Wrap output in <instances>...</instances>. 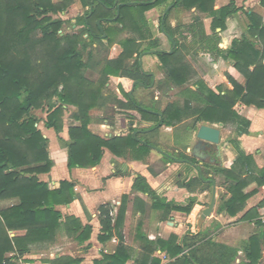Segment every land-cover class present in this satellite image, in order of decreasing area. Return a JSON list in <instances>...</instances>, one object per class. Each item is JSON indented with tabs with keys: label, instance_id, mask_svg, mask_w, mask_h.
<instances>
[{
	"label": "trees",
	"instance_id": "trees-1",
	"mask_svg": "<svg viewBox=\"0 0 264 264\" xmlns=\"http://www.w3.org/2000/svg\"><path fill=\"white\" fill-rule=\"evenodd\" d=\"M70 1L54 3L53 0H0V200L19 199L17 204L0 210V264H4L8 252L18 250L23 253L29 250V242L50 241L58 231L68 230L81 241L89 238L91 232V227H84L76 217H67L65 220L63 213L57 208L75 199L74 183L63 180L58 188L51 189L39 176L49 173L54 162L47 148V138L37 126L40 117L34 110L49 106L51 112L47 116L46 126L54 127L57 132H61L64 127L63 105L75 106L72 117L79 121L80 125L69 127L67 147L70 169L96 166L103 157L104 148L110 149L117 156H126L129 152L147 154L152 146H156L149 140L143 141L139 134L135 136L133 133L137 129L134 128H131L127 135L108 139L102 138L90 129L89 124L92 121L90 111L102 105L103 88L106 87L109 78L125 77L127 74L133 80L139 79L142 76L141 63L138 59L134 63V68L125 67V58L135 52L133 39H125L122 42L124 48L122 55L118 59L107 60L104 63L99 82L90 80L85 74V68L89 64L82 55V48H86L87 42L81 39L80 34H60L59 30L64 22L51 16L52 13L65 10ZM151 1L153 0H120L123 2L120 14L117 18L111 19L109 11L117 4L116 0H83L86 7L93 4V9L91 15L88 12L81 19L85 27L81 34L90 33L94 43L99 42L92 22L96 28L103 31V26L96 23L97 20L118 22L124 19L122 13L126 9L132 10L135 6H138L137 11L144 17L145 11L168 0H155V3ZM215 4L216 0H173L172 8L196 9L198 13L186 29L192 41L197 40L203 49L233 61L235 68L245 76L247 86L243 87L229 77L234 89L216 93L204 81H199L197 90L185 89V105H167L163 111L134 105L137 103L136 100L129 98V91H124L127 106L137 107L144 118L157 121L149 130L157 131L163 124L175 126L191 116L196 118V123L206 121L226 124L232 119L238 122L240 118L233 109L238 102L264 107V17L254 12L248 13L251 22L250 35L262 40V51L248 38L242 42L234 41L228 50H223L219 47L220 37L215 32L216 28H224L228 17L239 8L233 1L218 9L215 8ZM171 9L164 17L162 30L176 41V47L171 53L163 51L158 55L167 68L169 78L173 83L182 85L188 81L192 69L188 63L181 62L180 41L176 38L177 33L185 37L186 30H182L181 25L175 28L167 25ZM207 16L213 18L214 33L211 35L205 30L204 20ZM107 38L110 39V35ZM251 66L255 68L251 70ZM56 105L58 106L55 107ZM229 142L237 152V164L243 166L246 154L241 141L233 138ZM166 158L196 162L186 153H180L172 158L166 154ZM151 171L156 173L153 169ZM225 172L227 177L237 182L235 186L240 185L241 169L233 175ZM204 179L210 180L211 177L204 174ZM191 182L188 184L190 189L193 188ZM133 187L136 191L160 199L147 179L140 174L136 176ZM242 197L240 194V198ZM125 198L127 196H124L123 202ZM234 203L235 201L230 199L226 204L228 210L232 211ZM168 207L189 210L188 206L168 204ZM120 212L121 218L125 214V208ZM99 214L102 230L104 234L107 233L100 235V239L106 240L112 236L113 217L110 204H102L99 207ZM12 230H26V234L11 237ZM160 242L164 249L171 240ZM180 250L178 246L177 252H172V255L179 253ZM193 253L194 251L183 260L186 262L192 260ZM254 254L255 247L252 242L248 256L252 264L255 263ZM105 258L111 260V264H125L127 261L121 247L114 255Z\"/></svg>",
	"mask_w": 264,
	"mask_h": 264
},
{
	"label": "crops",
	"instance_id": "crops-1",
	"mask_svg": "<svg viewBox=\"0 0 264 264\" xmlns=\"http://www.w3.org/2000/svg\"><path fill=\"white\" fill-rule=\"evenodd\" d=\"M230 1H233L239 10L228 17L224 28H216L215 32L220 37L219 47L228 50L234 41L242 42L248 38L254 42L256 48L262 51V40L250 35L251 22L248 17V13L252 12L264 17L262 0H216L215 8L227 5ZM191 11L194 16L198 13L196 9ZM146 12L144 17L138 12V23L139 26L148 29L151 26ZM117 14L116 11V16ZM212 22L213 18L210 16L204 20L208 35L214 33ZM181 27L182 30H186L188 26ZM137 34L140 36L141 32ZM167 38L171 42L172 49L173 40L168 36ZM190 40L191 44H196L195 48L201 49L202 58L208 61L204 68L197 66V62L194 63L195 69L199 70L197 76L200 81H204L216 93L234 89L229 77L243 87L247 86L245 76L235 68L233 61L203 49L200 43L197 40L192 41L191 37ZM152 41L151 44H153ZM179 41L181 48L183 44L181 37ZM183 46V56L191 59L189 47ZM153 50L148 53H154ZM144 52L140 54L142 62L148 55ZM154 54L157 55V53ZM113 58L110 57L108 60ZM141 68L144 70L143 66ZM254 68L255 66H251L250 69ZM192 88L197 90L199 81ZM106 95L104 93V96ZM63 106L65 108L64 127L61 132H57L54 127L46 126L47 116L51 112L49 106H47L46 117L37 114L38 111L43 110L42 108L34 110L40 117L37 126L47 138V148L54 162L49 173L39 176L49 184L51 189L58 188L63 180L74 183L75 199L57 208L63 213L64 219L73 216L79 219L84 227H91L90 236L81 241L68 230H61L50 241L29 242V250L23 253L18 250L8 252L5 255L6 264H62L64 262H68L67 264H111L112 261L105 257L114 255L119 247L122 248L123 255L127 257L125 264H252L248 257L252 242L255 247L254 264H264V224L259 221L260 211L264 210V107L238 102L233 108L240 118L238 122L233 119L226 124L198 121L194 135L188 134L185 147L181 149L177 147L175 150L178 154L190 155L196 162L179 158L168 160L165 158L166 154L170 158L178 154L165 152L157 146H152L150 156L146 157L152 161L138 159L134 152H129L127 157L117 156L110 149L104 148L103 157L96 166L70 169L67 147L69 127L79 126L80 122L72 117L75 106ZM113 111L116 115L119 111L118 106H115ZM95 114H98V119ZM90 115L92 117L90 129L104 139L129 134V130H124L123 127L118 129L112 125L105 105L94 107ZM186 121L188 120H183L175 126L163 124L159 128L160 131L174 132L175 128ZM203 124L221 129L220 146L218 149L216 146L202 149V154H195L194 146L198 142L196 133ZM131 126L132 124L128 123V127ZM158 130L151 131L147 128L139 130L137 134L145 141L147 139L144 137L155 135L159 132ZM233 138L241 141L245 151L243 166L237 164V152L229 142ZM161 156L166 162L164 167L157 170L152 162L156 157ZM194 164H197L199 168ZM151 169L156 173H152ZM240 169L242 170L241 183L235 186L237 182L227 177L225 171L233 175ZM138 174L147 179L160 199L134 190L133 185ZM204 174L211 179H204ZM192 180L194 181L191 182ZM213 181L216 184L214 210L199 227V217L211 202ZM190 182L192 189L188 187ZM124 196L127 198L123 202ZM230 199L235 201L232 211L226 207ZM18 202L19 199L16 198L0 200V206H2L0 210ZM106 203L110 204L113 217L112 236L101 240L100 235L107 233L104 234L102 230L99 207ZM168 204L188 206L189 210L169 209ZM122 207L125 208V214L120 218ZM25 234L26 230L10 231L11 237ZM174 237L176 239L172 240ZM161 240L165 242L171 240L169 247L163 249ZM178 246L181 248L180 252L172 255V252H177ZM192 251H194V258L188 262L184 261L183 259ZM60 259L61 261H57Z\"/></svg>",
	"mask_w": 264,
	"mask_h": 264
},
{
	"label": "rangeland",
	"instance_id": "rangeland-1",
	"mask_svg": "<svg viewBox=\"0 0 264 264\" xmlns=\"http://www.w3.org/2000/svg\"><path fill=\"white\" fill-rule=\"evenodd\" d=\"M62 1L64 0H53L54 3ZM172 2L173 0H168L147 10V12L145 11L147 18L150 20L151 27L148 29L139 26L138 8H136L138 6H135L132 10L126 9L122 13L124 14V19L118 22H115L114 20L110 22L100 20V25L104 28L103 31L96 28L94 22H92L94 31L98 37L96 39L99 41L95 43L90 33L81 34V31L85 29L81 19L85 17L88 12H90V6L86 7L83 0H71L65 10L58 13H52L51 16L53 19L63 20V27L59 30L60 34H80L82 36L81 39H84L87 42L86 48H82L83 58L89 64L85 68V74L90 80L99 82L102 77L100 71L108 58L110 59V57H114V60L118 59L122 55L124 50L122 42L125 39H133L135 42V52L132 56L125 58L124 61L127 69L135 67L134 63L139 59L140 54L144 51H151L153 49H157L158 47L162 50H171V42L163 33L161 24L163 14L166 12L168 6L172 5ZM116 3L118 4L121 2L118 0ZM117 4L115 6H117ZM116 11V8L109 11L111 15L110 18L116 17ZM193 16L194 14L191 10L188 11L182 7L172 8L168 14L167 25L174 28L179 25L188 26L193 20ZM93 21H95V19ZM96 23H98V20ZM137 28L140 31H138ZM137 32H141V35L139 36ZM104 34H106L107 37L110 35V39L107 37L105 38ZM184 34L185 37H182L179 33H177L176 38L179 39V37H181L183 43L180 48L181 62L188 63L192 69L188 81L182 85L173 83L172 79H170L167 74V68L163 64L162 58L158 54L156 55L154 53L147 52L148 55L144 57L142 66L144 70L152 71L156 75L157 83L154 88H142V86L138 85L131 96L129 95V98L135 99L137 103L143 106L159 109L160 111H163L167 105L171 104L185 105V89H193L192 87H195L196 83L200 81V78L197 76L199 70L195 69L194 63L197 62V66L204 68V66H207L208 61L202 58V55L200 54L201 49H199V47L195 48L196 44L190 43V33L186 30ZM160 40L163 41V45L161 46L159 44ZM151 41L155 43L151 44ZM183 45H187L189 47V56L191 59L188 58V56H183ZM80 47H82V44ZM129 80H131V78H129L127 74H125V77L111 76L106 87L103 88V93H106L107 95L104 96L102 105L106 106V113L108 114L112 125L118 129L123 127L124 130L127 129L130 133L131 128L137 129L138 131L147 129L156 125L157 121L144 118V115L137 107L131 108L130 106H127L128 102L124 91H129L131 89V81ZM56 100L57 99L55 98V101ZM191 105L199 104L191 103ZM115 106H118L119 108L116 115L113 111ZM42 109L43 110L38 111L37 114L43 115L41 117H46L48 113L47 105H45ZM95 116L97 117L98 114H95ZM98 118L99 117H97V119ZM188 118V121L184 122L180 127L175 128L176 130H174V132L169 130L160 131L159 128V132L157 134L144 138L155 143L157 147L165 152L178 154V152L175 151L177 147L180 149L184 148L186 142H188V134L193 136L194 131L197 129L196 118L193 116ZM128 123H131L132 126L128 127ZM150 153L151 150L147 154L136 153V156L138 159L152 161L150 158H146L147 156H150ZM159 154L161 155V153ZM165 162L166 160L163 156L156 157L153 160L152 165L155 169L160 170L164 167Z\"/></svg>",
	"mask_w": 264,
	"mask_h": 264
},
{
	"label": "water",
	"instance_id": "water-1",
	"mask_svg": "<svg viewBox=\"0 0 264 264\" xmlns=\"http://www.w3.org/2000/svg\"><path fill=\"white\" fill-rule=\"evenodd\" d=\"M152 3H155V0L152 1ZM122 5L119 4L118 5V10L119 7ZM172 8V5H170L167 8V11L170 10ZM92 9H93V4L90 6V13L89 15H91L92 13ZM166 11V12H167ZM166 14V13H164ZM119 16V11L118 14L116 16V18ZM100 23V21H98V24ZM107 35L104 34V37H106ZM176 47V41L173 40V48L169 51L170 53L173 52L174 48ZM135 84V83H134ZM132 94V91L130 92V95ZM137 131H134V135H137ZM198 142L195 144L194 146V152L202 154L201 150H206L209 148H212L214 146H216V149L219 148L220 146V141H221V129L219 127H214L211 125H207V124H203L200 126V128L198 129L197 133H196ZM195 167L199 168L197 164H194ZM202 177V176H201ZM213 188H212V198H211V202L210 204L203 210V212L201 213L199 220H198V226L201 227L203 222L205 221V219L210 216L214 210V205L216 202V184L213 181Z\"/></svg>",
	"mask_w": 264,
	"mask_h": 264
},
{
	"label": "flooded vegetation",
	"instance_id": "flooded-vegetation-1",
	"mask_svg": "<svg viewBox=\"0 0 264 264\" xmlns=\"http://www.w3.org/2000/svg\"><path fill=\"white\" fill-rule=\"evenodd\" d=\"M119 4H121V3H118L117 4V6H113V7H111V9L112 8H116L117 9V12L118 11H120V7H119V10H118V5ZM165 15L166 14H163V17H162V24H161V26H162V28H163V23H164V17H165ZM116 18V17H115ZM111 19H113V18H111ZM98 21H100V20H98ZM104 21V20H103ZM101 22V21H100ZM100 24V23H99ZM163 33H165L164 31H163ZM165 35L166 36H168L166 33H165ZM169 37V36H168ZM170 38V37H169ZM171 39V38H170ZM159 44H160V46H161V44H162V40H160L159 41ZM153 51H155L154 53H159V52H163V50L161 49V48H157V49H155V50H153ZM165 51V50H164ZM146 52H152V51H145L144 53H146ZM139 60H140V63H141V66H142V60H141V57H139ZM141 72H142V76L139 78V79H135V80H133V81H131V89L129 90V95H130V92L132 91V93H133V91L135 90V88L138 86V85H141L142 86V88H154L155 87V85H156V83H157V81H156V75L152 72V71H144L142 68H141ZM136 85H135V84ZM131 96V95H130ZM134 105H141V104H139V103H134ZM153 147H155V146H153Z\"/></svg>",
	"mask_w": 264,
	"mask_h": 264
},
{
	"label": "built area",
	"instance_id": "built-area-1",
	"mask_svg": "<svg viewBox=\"0 0 264 264\" xmlns=\"http://www.w3.org/2000/svg\"><path fill=\"white\" fill-rule=\"evenodd\" d=\"M259 221L264 224V210L260 211ZM6 263H7V261L4 262V264H6Z\"/></svg>",
	"mask_w": 264,
	"mask_h": 264
}]
</instances>
